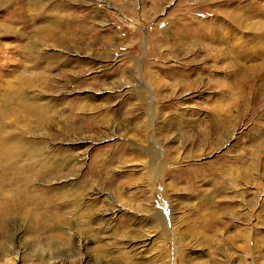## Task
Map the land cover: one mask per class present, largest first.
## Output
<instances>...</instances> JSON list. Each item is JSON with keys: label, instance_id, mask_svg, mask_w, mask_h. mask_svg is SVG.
I'll return each instance as SVG.
<instances>
[{"label": "rangeland", "instance_id": "1", "mask_svg": "<svg viewBox=\"0 0 264 264\" xmlns=\"http://www.w3.org/2000/svg\"><path fill=\"white\" fill-rule=\"evenodd\" d=\"M24 2L0 7V105L64 15L35 76L52 148L85 160L24 204L0 172V264H264V0Z\"/></svg>", "mask_w": 264, "mask_h": 264}, {"label": "bare ground", "instance_id": "2", "mask_svg": "<svg viewBox=\"0 0 264 264\" xmlns=\"http://www.w3.org/2000/svg\"><path fill=\"white\" fill-rule=\"evenodd\" d=\"M25 1L28 2L30 10L32 7H34L43 11L44 7L46 6V4L37 2V0ZM21 2L26 3L24 2V0H0V7H9L16 4L20 5ZM58 15L60 18L55 20V32L49 34L46 39L41 38L42 32H49V30H45L43 27H41V29H38L35 33L33 32V41L23 46V53L21 54L26 63L30 64V66L23 65L24 72L19 73L16 78H13L15 82L11 80L12 82H14L11 86V81L9 82V86L7 87V89L15 87V91L11 94L9 93L10 95H7L6 99L3 100V102L1 101L2 104L0 105V172L4 170L9 171V175L11 176V185L14 190L18 192V200H15L16 202L19 201V203L23 204L24 200L27 203V201L31 200V202H33L34 200L38 201L42 197L44 199L47 198V196L45 194H41V192L49 193V189L44 184H42V188L36 190V188L34 187L35 181L42 180L43 183H48L65 179L68 173L72 175L73 173H77L78 169H80V167L77 166H80V164L85 160L84 154H82L76 160L77 165H71V163L69 164L68 162V160L70 159L68 158L69 156L65 155L64 152L62 153V151H60V153H55L56 151H54V149L52 148V142L58 140L60 136L62 137L64 135V131L61 129H56L54 133H52L51 131L53 130V124H55L56 122L54 123V120L50 113L51 110H54L56 102L52 105V99L47 93L55 92V89L52 88L53 85L50 81L51 78L49 77V75H43L42 77H40L41 75L39 77L35 76L36 70L42 73L44 71L41 69L50 68V65L48 63L51 60L50 57L46 54H43V51H40L37 48L38 44H40L39 41H52V43H54L53 41H56V39L58 40L57 31H59V29L62 27V24H64L65 20L64 15H61L59 13ZM76 32L78 33L79 30H77ZM60 37H63V32L60 33ZM32 38L29 37L30 40H32ZM66 39L64 38V40H62L63 43ZM56 61L58 62L59 60ZM62 75H64V73H62ZM17 81L20 86L17 85ZM259 82L261 83V87H264V75L261 76ZM241 84L245 86L243 82H241ZM258 85L260 86V84ZM2 89H4L3 86L0 87V92ZM39 89H43V91H40ZM36 91L38 94L33 93ZM260 92L263 91L261 90ZM77 125L78 123L72 122L71 129H78L79 126ZM93 167H95V170L97 169V161L95 159L93 160ZM247 177L250 176L247 175ZM12 203L13 201H11L10 203L0 201V222L12 215ZM252 210L253 203L248 205V212L252 214ZM260 215L264 220V203L261 208ZM209 221L213 223L210 224L211 229L209 228L208 230L213 231L214 226L218 224L219 220L217 218H211L209 220L204 219L202 221V224L207 227Z\"/></svg>", "mask_w": 264, "mask_h": 264}]
</instances>
